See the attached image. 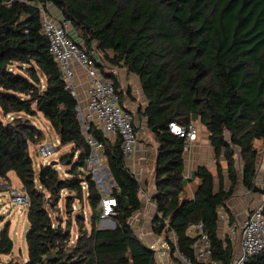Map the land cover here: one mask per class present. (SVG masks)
Segmentation results:
<instances>
[{
  "label": "trees",
  "instance_id": "16d2710c",
  "mask_svg": "<svg viewBox=\"0 0 264 264\" xmlns=\"http://www.w3.org/2000/svg\"><path fill=\"white\" fill-rule=\"evenodd\" d=\"M50 4L71 21L90 54L96 42L108 61L140 77L149 103L139 115L158 143L154 231L162 233L170 219L168 234L176 236V242L169 239L171 251L179 250L196 264L197 236L189 225L202 222L213 258L230 262L236 248L219 236V209L225 207L233 221L228 202L241 184L264 192L257 180L264 152L253 145L264 139V0H0V110L5 117L15 114L13 120L0 115V181H10L9 172L15 171L30 197L28 259L21 264H155V250L131 222L142 207V184L125 161L121 139L106 138L92 126L91 133L105 144L114 183L110 193L118 201L111 216L114 227L99 225L103 193L90 172L79 171L91 154L79 101L66 88L42 30L41 8L49 10ZM108 76L129 109L118 77L114 72ZM39 112L61 144H72V152L63 158L69 161L68 177L51 164H42L37 172L30 144L40 141L42 131L29 116ZM197 119L210 132L219 189L214 173L200 166L194 172L201 180L195 197L181 200L186 147L169 122L188 126ZM64 192L70 216L65 222L51 213ZM85 197L90 224L83 207L73 210L74 202ZM13 248L5 225L0 262ZM245 264H264V250Z\"/></svg>",
  "mask_w": 264,
  "mask_h": 264
},
{
  "label": "built area",
  "instance_id": "2783aa9c",
  "mask_svg": "<svg viewBox=\"0 0 264 264\" xmlns=\"http://www.w3.org/2000/svg\"><path fill=\"white\" fill-rule=\"evenodd\" d=\"M42 30L49 39V51L53 55L56 62L60 66L63 77L66 80V88L70 89L77 97L75 89V63L80 65L89 77V99L87 110L83 111L79 108V114L83 116L82 124L91 146L90 157L86 161V166H79L82 174L89 172L92 166L96 167L95 162L104 157L105 144L91 133L94 126L97 130L103 132L106 138L111 140L120 138L121 149L125 161L129 160L138 147L139 123L136 113L130 109H126L121 104V96L112 78L107 77L101 69L94 63L91 54L84 43L76 40L69 28L71 21L65 17H55L46 8H41ZM15 114H8L7 119L13 120ZM170 130L183 137L186 149L198 138L199 126L192 121L185 126L178 121L169 122ZM261 145L255 147L258 151L264 152V139L259 138ZM61 145V138L55 141L40 144L39 151L44 157L52 155L57 147ZM52 162V161H51ZM47 161L46 164H50ZM45 164V163H44ZM108 177L111 176L110 170ZM68 175V173H66ZM92 174V173H91ZM112 177V176H111ZM92 179L97 180V176L92 174ZM8 183V181H6ZM97 183V182H96ZM88 184L84 182L83 187L87 188ZM97 187L101 190V181L97 183ZM13 201L17 204L25 205L30 203V197L24 188H14L8 183ZM102 191V190H101ZM103 193V192H102ZM117 197L109 193H103L100 206L102 208V219L111 218L115 213L117 206ZM264 192L259 198L256 207L241 220H229L228 213L225 209H219L220 221L226 226V235L229 241L235 245V252L230 262L213 258V250L208 234L204 230L202 222L191 223L190 229L196 231L197 240L193 248L196 264H245L250 256L264 250ZM170 219H166V227L160 237L151 247L155 250V264L163 263V254L166 250L171 249L169 240L167 239ZM113 223V221H112ZM104 226V224H103ZM108 227L104 226L103 228ZM113 227V226H112ZM180 258L191 264H195L191 258L177 250Z\"/></svg>",
  "mask_w": 264,
  "mask_h": 264
},
{
  "label": "crops",
  "instance_id": "0c3cea01",
  "mask_svg": "<svg viewBox=\"0 0 264 264\" xmlns=\"http://www.w3.org/2000/svg\"><path fill=\"white\" fill-rule=\"evenodd\" d=\"M49 11L55 17H62L61 12L53 5L48 6ZM69 32L74 36L79 42L84 43V41L78 36L76 30L70 26ZM109 54H112V51H108ZM91 54L94 57V60L98 63V67L101 71L107 76L114 72L118 77L121 88L125 92L124 96V105L134 111L138 118L140 119L141 126L138 130L139 143L135 151V154L126 161L127 165L135 172L138 179L142 184V207L138 210L131 222L133 227L138 234V236L149 246L152 243L156 242L160 237V233H156L153 228L154 219L157 215V205L154 201V196L156 195V178H157V158H158V143L155 140L153 134L149 131L146 126V118L140 117L139 113L144 111L148 105V100L144 94L143 87L141 84L140 77L134 73H130L124 68H119L112 64L106 57L102 55L101 52L97 49V43L94 42L91 50ZM105 70V71H104ZM75 89L77 92V99L79 101V108L83 111L87 110L88 99H89V77L86 74L85 70L75 63ZM108 74H106V73ZM131 87V89L129 88ZM199 126V136L198 138L185 150L184 160H185V185L179 191V197L181 200L193 199L199 189L201 180L196 178L194 172L200 166L208 167L215 175V186L216 189H219V178L217 175L216 165H215V156H214V147L210 140V132L206 125H204L200 119L195 120ZM139 123V122H138ZM116 139H113L115 141ZM254 145V143H253ZM255 147V145H254ZM224 173H225V183L226 186L230 185V180L227 177V164L223 161ZM108 179L112 180V177L109 176ZM258 179V175H257ZM259 185L261 181H258ZM264 185V181L262 182ZM110 185H114L112 182ZM264 188V186L262 187ZM237 193L229 200L230 209L238 208L240 210L239 214H246L247 208L251 205L255 207L259 202L261 194L254 193L245 188L242 184L238 187ZM237 203V204H235ZM225 207H221V209ZM254 208H252L253 210ZM251 210V211H252ZM228 213V211L226 210ZM234 213V211H233ZM236 214V213H235ZM229 216V213H228ZM245 216V217H246ZM244 217V218H245ZM230 220V219H229ZM226 226L220 221L219 224V236L225 238L226 235ZM193 235H196L195 230H191ZM173 234L174 233H170ZM175 236V235H174ZM176 239V236H175ZM162 264H191L180 258L177 250L172 252L171 249H168L163 254V263Z\"/></svg>",
  "mask_w": 264,
  "mask_h": 264
},
{
  "label": "rangeland",
  "instance_id": "374dc122",
  "mask_svg": "<svg viewBox=\"0 0 264 264\" xmlns=\"http://www.w3.org/2000/svg\"><path fill=\"white\" fill-rule=\"evenodd\" d=\"M131 89V87H129ZM0 115L2 116L1 110ZM79 117L81 119V122L83 120V116L79 114ZM4 120H7L5 116H2ZM29 118L32 120V122L41 129L42 131V137L38 143H31L30 144V153L33 157L35 167L37 169V172L39 171V168L42 164H46L47 161H58L55 166L56 168L61 172V175L64 177H68L67 175V169H69V161L63 162V158L72 152V144H61L57 147L56 151L47 157H44L41 152L39 151V146L42 143L55 141L56 138H60L58 134L53 130L50 122L48 119L44 116L43 113L39 112L36 116H29ZM139 122V128L141 126L140 119L138 118ZM195 123L198 125V123L195 121ZM138 128V130H139ZM255 147H258L261 145L260 140L254 141ZM104 155V154H103ZM78 155H75L73 161L77 160ZM96 167L92 166L89 170L90 173L95 174L97 176L96 182L98 183L101 181L102 187L101 190L103 193H109L112 185V180L108 179V173H107V162L105 157L101 160H97L95 162ZM10 176V183L14 188L21 189L23 188L22 183L17 176L15 171L9 172ZM258 181L260 182V186L263 187V181H264V154L261 155V162L259 166V172H258ZM8 183L3 180L0 181V231L5 225H9V231L10 235L14 240V248L11 253L9 254H3L2 255V261L0 264H21L24 263L28 259V243H27V230L30 226V222L28 219V211H29V205H21L17 204L15 201H13L10 190L8 188ZM259 183V182H258ZM237 193V192H236ZM66 196V192L63 193V198L59 202V208L53 210L51 213L53 216L62 217V220L65 222L70 216L69 213L66 210V201L64 197ZM237 204V203H235ZM83 207L85 209V217L88 224L89 223V217H90V206L87 201V198L85 197V200L83 202L76 200L74 202L73 210L76 212L79 208ZM256 207V206H255ZM252 205L247 208V213L249 214L252 210ZM230 211L233 213L234 219L241 220L243 219L246 214L242 216V213L238 208L236 209H230ZM236 213V214H235ZM104 226L112 227V219H102ZM101 221V220H100ZM100 225V222H99ZM72 233L76 237V234L78 232V224L74 223V226L72 227ZM171 238L172 241L176 242L175 236L173 234H169L167 236V239L169 240Z\"/></svg>",
  "mask_w": 264,
  "mask_h": 264
},
{
  "label": "water",
  "instance_id": "95a60500",
  "mask_svg": "<svg viewBox=\"0 0 264 264\" xmlns=\"http://www.w3.org/2000/svg\"><path fill=\"white\" fill-rule=\"evenodd\" d=\"M57 162H58V161L53 160L50 164H51V165H55ZM108 171H109V168H108ZM114 225H115V222L113 221V227H114ZM100 227H101V228L104 227L102 222L100 223Z\"/></svg>",
  "mask_w": 264,
  "mask_h": 264
}]
</instances>
